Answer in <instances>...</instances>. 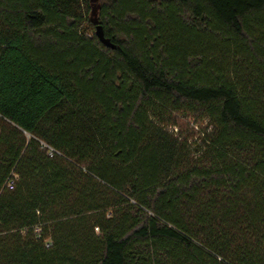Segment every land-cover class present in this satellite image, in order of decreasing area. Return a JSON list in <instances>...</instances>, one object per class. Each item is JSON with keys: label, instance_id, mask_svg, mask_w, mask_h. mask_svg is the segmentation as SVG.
<instances>
[{"label": "trees", "instance_id": "1", "mask_svg": "<svg viewBox=\"0 0 264 264\" xmlns=\"http://www.w3.org/2000/svg\"><path fill=\"white\" fill-rule=\"evenodd\" d=\"M95 5L0 0V264H264V0Z\"/></svg>", "mask_w": 264, "mask_h": 264}, {"label": "rangeland", "instance_id": "2", "mask_svg": "<svg viewBox=\"0 0 264 264\" xmlns=\"http://www.w3.org/2000/svg\"><path fill=\"white\" fill-rule=\"evenodd\" d=\"M184 123L182 124L183 126V132L185 134H188L189 136L190 135H193V138L191 139L192 142H195L196 144L199 143V140H198V133L199 131L203 128V124L200 122V121H194V120H191V119H183ZM174 132H177V129L175 128L173 130Z\"/></svg>", "mask_w": 264, "mask_h": 264}, {"label": "water", "instance_id": "3", "mask_svg": "<svg viewBox=\"0 0 264 264\" xmlns=\"http://www.w3.org/2000/svg\"><path fill=\"white\" fill-rule=\"evenodd\" d=\"M90 1L92 3V12H91L92 22L97 24L96 23L97 22L96 21V5H95L97 0H90ZM95 35L97 36V38L100 40V42L104 46H106L108 48H111V49H114V46L107 39L104 38L102 28L99 25L96 26Z\"/></svg>", "mask_w": 264, "mask_h": 264}, {"label": "built area", "instance_id": "4", "mask_svg": "<svg viewBox=\"0 0 264 264\" xmlns=\"http://www.w3.org/2000/svg\"><path fill=\"white\" fill-rule=\"evenodd\" d=\"M51 152H52V150H51ZM7 187H8L9 190H12V188H13V182L12 181L9 182L8 185H7Z\"/></svg>", "mask_w": 264, "mask_h": 264}]
</instances>
